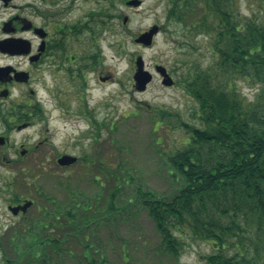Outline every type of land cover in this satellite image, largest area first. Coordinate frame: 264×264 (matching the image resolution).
Masks as SVG:
<instances>
[{"label": "trees", "instance_id": "trees-1", "mask_svg": "<svg viewBox=\"0 0 264 264\" xmlns=\"http://www.w3.org/2000/svg\"><path fill=\"white\" fill-rule=\"evenodd\" d=\"M238 1L170 0L166 26L176 27L177 38L170 57L183 65L178 82L197 103L195 123L183 122L186 135L166 153L173 192L137 187L124 198L128 181L115 168L106 186L98 182L101 194L69 191L61 203L50 197L52 210L37 206L0 233V246L15 254L5 252L0 264H62L66 256L113 264L98 234L142 211L160 236L157 252L175 264L197 240L213 246L205 264H264V17L242 14ZM239 79L256 89L253 99L242 95ZM32 107L14 119L43 115Z\"/></svg>", "mask_w": 264, "mask_h": 264}, {"label": "rangeland", "instance_id": "rangeland-1", "mask_svg": "<svg viewBox=\"0 0 264 264\" xmlns=\"http://www.w3.org/2000/svg\"><path fill=\"white\" fill-rule=\"evenodd\" d=\"M126 1L75 0L73 3L71 21L85 29L84 43L77 42L75 47H84L85 53L91 54L92 67L84 74V84L79 79L71 82L73 90L66 91L62 101L54 99L50 79L47 86L36 84L33 105L42 107L44 118L32 116L33 124L22 131L12 128L7 147L0 145V233L10 231L15 221L23 217L12 214L10 206L32 201L26 212L29 214L43 204L52 210L49 198L64 202L69 191H78L84 197L96 196L101 194L98 182L106 186L108 175L115 168L128 181L124 198L133 195L137 187L165 195L177 186L166 169V153L186 135L183 122L195 123L191 113L197 103L178 82V77H183V65L180 69L175 67L170 57L177 40L176 27L166 26L170 0H143L140 7H130ZM263 6L259 0L238 1L240 12L247 16L263 18ZM155 24L160 25L161 31L152 46L134 42L140 33ZM138 56L143 58L145 69L153 74L144 91H138L133 80ZM155 65L167 69L175 81L173 86L162 84ZM63 86L70 88L65 80ZM238 86L247 99L255 97L256 89L247 81L239 79ZM20 91L13 89L7 101L0 100V133L6 127L4 111L12 106L10 114L14 120L13 114L26 110L13 109L22 106L17 104V97L22 98ZM162 111L169 114L163 115ZM46 129L50 144L36 148ZM25 149L24 157L21 152H26ZM63 152L78 156L79 162L74 167L58 168L52 161ZM36 167L40 170L34 173ZM15 195L20 196L19 201ZM159 242L153 221L143 211L118 226H104L97 238L98 248L107 253L113 264H175V260L159 255ZM4 247L0 246V263L5 252L15 256L13 246ZM212 252L209 242L188 241L176 264H205L203 257ZM61 260H64L62 264H77L69 256Z\"/></svg>", "mask_w": 264, "mask_h": 264}, {"label": "flooded vegetation", "instance_id": "flooded-vegetation-1", "mask_svg": "<svg viewBox=\"0 0 264 264\" xmlns=\"http://www.w3.org/2000/svg\"><path fill=\"white\" fill-rule=\"evenodd\" d=\"M74 2L75 0H0V41L6 43L0 47V67L8 70L0 74V100L7 101L6 98H10L13 89H21L22 98L17 97V104L22 106L13 107L15 111L34 106L33 99L37 96L35 85L47 86L48 79L53 82L52 93L57 101H62V95L66 91L72 92L71 82L75 79L82 80L84 84V74L92 67V56L85 53L84 47H75L77 42L84 43L82 35L85 29L83 25L78 27L71 21ZM17 39L20 40V45L13 46ZM77 53H80L78 58ZM63 80L67 81L70 88L63 86ZM11 110L12 106L7 110L8 113H2L6 127L0 137L6 142L1 145L4 147L9 143L8 133L22 124L16 119L12 120ZM48 132L46 129L42 133L43 140L36 148L50 144ZM26 154L27 150L21 153L24 157ZM63 154L65 152L57 155L52 162L56 163ZM20 204L22 202L17 205Z\"/></svg>", "mask_w": 264, "mask_h": 264}, {"label": "water", "instance_id": "water-1", "mask_svg": "<svg viewBox=\"0 0 264 264\" xmlns=\"http://www.w3.org/2000/svg\"><path fill=\"white\" fill-rule=\"evenodd\" d=\"M127 4L132 5V6H140L142 4V1L141 0H130L127 2ZM126 21H127V17L124 18V22ZM158 31H159V26L153 25L148 31L141 33L135 39V42L145 45V46H150L152 45L154 36L158 33ZM3 44L4 42H0V47L3 46ZM155 69L158 73H160L163 76L164 85L171 86L174 83L173 79L168 74L165 67L157 65ZM1 72H4L3 68H0V73ZM133 78L135 80V87L139 91L145 90L147 85L152 81L153 76L148 70L145 69V62L141 56H138L136 58V72ZM24 126L25 125H23V127ZM0 143H4V140L2 138H0ZM76 160H77L76 157L64 155L59 159L58 162L61 165L66 166V165H70L74 163ZM29 205H30V202L25 203L23 206L20 207V209L26 210L29 207ZM11 211L13 212V214H17V212L19 211V207H11Z\"/></svg>", "mask_w": 264, "mask_h": 264}]
</instances>
